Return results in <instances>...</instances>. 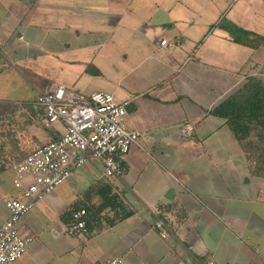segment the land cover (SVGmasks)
Returning a JSON list of instances; mask_svg holds the SVG:
<instances>
[{"label":"crops","instance_id":"obj_1","mask_svg":"<svg viewBox=\"0 0 264 264\" xmlns=\"http://www.w3.org/2000/svg\"><path fill=\"white\" fill-rule=\"evenodd\" d=\"M258 39L264 0H0V225L12 168L63 131L37 93L110 95L141 135L118 177L89 160L22 218L33 241L15 264H264V176L211 114L264 83ZM80 209L88 227L61 234Z\"/></svg>","mask_w":264,"mask_h":264},{"label":"built area","instance_id":"obj_2","mask_svg":"<svg viewBox=\"0 0 264 264\" xmlns=\"http://www.w3.org/2000/svg\"><path fill=\"white\" fill-rule=\"evenodd\" d=\"M161 46L170 47L165 41ZM35 103L44 110L46 121L50 125L61 124L63 131L57 141L36 149L11 170L14 197L5 202L8 219L0 225V264H15L25 255L33 239L20 234L22 218L54 193L73 171L91 160L102 165L105 178L118 177L131 148L141 144L140 133L127 131L123 126L126 104L116 103L110 95L86 97L57 86L37 93ZM191 131L190 126L182 129L183 134ZM25 181L30 183L25 185ZM85 216V210L74 212L61 234L84 231ZM155 229L162 240L167 239L168 232L161 221H156ZM102 264H123V260L113 258Z\"/></svg>","mask_w":264,"mask_h":264},{"label":"trees","instance_id":"obj_3","mask_svg":"<svg viewBox=\"0 0 264 264\" xmlns=\"http://www.w3.org/2000/svg\"><path fill=\"white\" fill-rule=\"evenodd\" d=\"M238 35L247 36L243 32L233 30ZM244 34V35H243ZM215 117L226 120V123L235 139L241 143L247 152V159L253 166L251 172L260 177L264 176V83L258 79L251 78L244 87L236 94L229 97L219 108L211 113ZM256 134L255 140H249L251 133ZM107 206L113 210L122 209V205L116 203V198L107 200ZM81 210V209H80ZM77 210V211H80ZM70 213V222L72 214ZM87 212V210L85 211ZM129 214L124 217H128ZM84 217L85 229L88 219ZM69 222V224H70ZM68 224V225H69ZM109 225H113L111 221Z\"/></svg>","mask_w":264,"mask_h":264},{"label":"rangeland","instance_id":"obj_4","mask_svg":"<svg viewBox=\"0 0 264 264\" xmlns=\"http://www.w3.org/2000/svg\"><path fill=\"white\" fill-rule=\"evenodd\" d=\"M223 25H225V23H224ZM231 28H234V27H231ZM231 28H230V29H231ZM258 42L261 44V43L264 42V40H262V39H258ZM74 91L78 92V94H81V92H82V91H77V90H74Z\"/></svg>","mask_w":264,"mask_h":264}]
</instances>
